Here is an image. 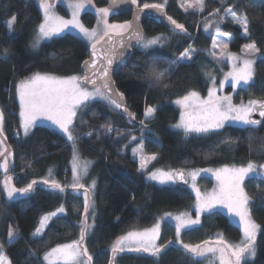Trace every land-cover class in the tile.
<instances>
[{
	"label": "trees",
	"instance_id": "obj_1",
	"mask_svg": "<svg viewBox=\"0 0 264 264\" xmlns=\"http://www.w3.org/2000/svg\"><path fill=\"white\" fill-rule=\"evenodd\" d=\"M94 1L98 6L105 5L100 0ZM187 1L195 5L196 0ZM139 3H164L167 16L183 24L190 36L176 34L172 29L161 26L157 20L143 22L144 35L163 34L167 39L163 46L147 50L133 49L124 67L113 75L118 91L124 94L128 111L135 114L133 121L98 101L90 102L78 112L74 134H81L77 140L81 155L94 160L91 175H95L97 182L95 226L84 241L93 257L92 264H109L112 259L109 245L119 236L135 227L150 225L159 212L182 210L194 200L186 187L147 182L138 170V160L132 150L141 144L139 122L144 120L148 106L159 105L155 119L145 120L147 130L143 133V153L158 157L150 169L187 170L264 161V127L253 130L250 127L226 125L218 135H192L187 138L183 132L171 129V125L179 119V110L170 101L193 90L201 96L207 95L210 85L202 70L212 64L209 58L198 53L191 62L169 68L167 88H149L147 81L142 79L147 71L146 65L154 62L159 67H169L170 61L185 48H209L212 39L202 32L203 22L210 13L217 9L224 12L231 5L238 15L240 10L246 12L249 24L247 35L230 21L222 24V32L233 37L230 50L239 51L245 44L254 43L260 54L254 64L255 83L247 89L237 88L232 94V101L240 103L249 99H264V0H226L223 5L220 0H204V9L200 12L183 10L182 0H139ZM237 3L238 9L235 7ZM13 15L17 19L9 35L6 22ZM129 18V13L112 14L109 20L122 23ZM82 20L90 28L95 24L96 16L86 11L82 14ZM40 22L41 11L37 0H0V54L4 49L11 50L6 60L0 59V107L5 113L3 136L12 152L7 174L0 169V243L12 264H37L29 256V251L42 257L44 252L58 244L77 240L80 232L78 223L84 213L82 195L71 191L67 184L71 173L68 161L71 143L47 126H35L26 137L20 130L15 81L36 71L59 76L82 75L80 67L87 59L90 47L75 34L66 33L63 38L43 42L39 50L30 51L28 41ZM231 90L230 85L225 87L226 92ZM102 125H110L115 130L107 133L101 128ZM88 132H93V135H82ZM14 134L18 135L17 139L13 138ZM153 134L159 138L158 143L154 142ZM249 136L253 137L251 144ZM132 137L137 139L132 140ZM228 140L231 143L226 142ZM51 167L57 182L65 188L64 192L35 185L28 194H17L11 200L7 198L3 189L6 175L12 177V184L16 188H23L32 180L43 181ZM245 187L252 201V215L261 226L257 234V255L250 264H264V181L249 177L245 180ZM62 205L65 213L49 222L41 234L42 238L34 239L32 234L40 217ZM89 223H92L91 218ZM9 225L18 229L20 236L11 246L7 238ZM174 233L173 226L164 223L159 244L174 240ZM218 234L227 241H237L240 230L223 214L210 213L202 216L199 226L184 230L181 240L196 245L203 241L214 242ZM204 261V258L186 256L183 251L173 247L160 257L159 264H204ZM114 264H157V261L149 254L125 252L115 258Z\"/></svg>",
	"mask_w": 264,
	"mask_h": 264
},
{
	"label": "snow or ice",
	"instance_id": "obj_2",
	"mask_svg": "<svg viewBox=\"0 0 264 264\" xmlns=\"http://www.w3.org/2000/svg\"><path fill=\"white\" fill-rule=\"evenodd\" d=\"M91 0H88L90 3ZM116 0H113L115 3ZM131 4L137 5V12L133 21H124L123 23H108L110 8H98L97 13L100 16L98 26L102 22L103 31L97 28L89 29L78 19L81 10L85 8L83 0H69V7L72 10V18L65 19L57 15L53 10V5L47 0H39V7L43 10V19L33 30L30 47L32 50H39L42 42L47 43L56 39L63 38L66 33H73L76 36L85 38L91 42V51L89 59L82 62V75L57 76L47 72H32L27 76L15 81V95L19 102V122L20 128L25 136L37 126L40 121H48L51 125L64 136L67 141L71 142L72 147V162L71 170L73 181L71 188L78 194L84 197V213L78 223L80 229L79 238L69 243L58 244L43 253L42 257L37 256L36 252L29 251V256L34 258L37 264H92L93 257L88 252L84 245L85 237L89 231L95 226V190L97 182L95 179L90 184L86 185L82 181L88 175V169L91 161L82 160L79 154L77 144L78 137L81 135L75 133L74 119L77 116V110L87 107L90 102L97 99L106 102L107 106L113 110H122V114L127 115L130 121L135 119V114L130 113L124 102V94L119 92L115 87V82L111 78L113 71H118L124 67L125 60L123 59L125 52L131 44H128L123 39L126 33L130 32L129 39H134L136 44L143 50L153 48V46H163L162 42L167 39L163 34L147 38L140 30L138 21L140 13L145 9L163 10L164 3H143L140 5L139 0H130ZM223 5L226 0H220ZM184 7V5H181ZM193 7V5H188ZM195 7L199 11L204 9V0H197ZM239 8L237 3L235 6ZM188 8H185L187 11ZM219 10H215L209 14L204 22V29H208L215 23V32L220 33V25L224 22V17H217ZM226 14L230 16L231 21L243 28L245 35L248 33V16L246 12L240 10L239 15L229 5L226 9ZM17 17L13 15L7 22L6 27L9 35L12 34L14 24ZM172 25V31L176 34L190 36L183 24L177 23L172 17H167ZM134 24L136 26L134 27ZM113 35L121 37L117 44L113 40ZM231 39V37H228ZM98 48L101 49L98 52ZM220 49L219 53L216 51ZM197 49L192 47L185 48L178 57L174 58L169 63V67H159L154 62L146 65L147 71L142 79L146 80L149 88L162 87L167 88L169 68L175 67L180 63L191 62L194 59ZM208 54L218 63H222L225 59L232 62L231 71L224 74V78L219 81V88L222 89L226 82L230 83L235 91L238 87L247 89L251 84H254L255 75V53L259 51L255 44L245 45L241 52L242 56L228 51V43L212 38L211 48L207 50ZM102 53V54H101ZM11 55L10 49H4L0 54V59H7ZM55 56V53L52 54ZM131 55V53H129ZM155 58H153L154 60ZM115 66V67H114ZM135 66V65H134ZM211 82V87L208 88L207 98H201L196 91H189L184 96L178 98L175 103L180 105L182 111L180 119L173 127L183 132L187 138L195 135L196 137H210L218 135L226 123L235 122L238 126L244 128H252L256 130L258 127H264V121L253 119L252 113L259 112L260 117H264V100L249 99L247 103L243 101L240 104H233L231 95H218L217 81L210 73H205ZM230 78V79H229ZM148 106L144 112V120H141V144L137 149L133 150V155L139 153V171L143 173L148 165L156 160V154H143V133L147 130L145 120L155 119L157 108ZM5 113L3 107H0V169H3L5 174L9 171L11 150L5 145L4 132ZM101 128L107 133H111L113 129L110 125H102ZM150 131V130H148ZM82 135L91 136L93 132L84 133ZM154 142L158 143L159 138L153 134ZM137 139L132 137V140ZM249 143L253 139L248 137ZM264 139V138H262ZM231 143V140L226 141ZM261 170L257 173V168ZM218 181V189H214L210 193L201 194L196 188V178L201 172H213ZM49 176L52 174V169L48 170ZM264 174V164L257 165L253 161H249L246 166H224L222 168L212 169H195L185 171L181 169H157L148 172L147 180L158 182L159 184H177L183 182L187 184L189 178L192 181V188L196 192L195 211L196 218L192 219L186 213H181L173 216L171 213H165L151 227L143 230H129L124 235L119 236L111 245L112 259L109 264H114L115 258L125 252L136 254H149V256L159 264L160 257L166 252L175 247L183 251L186 256L192 258H207L213 257L210 264H216L218 259L219 264H250L257 255V233L261 230V226L257 224L251 217L250 204L251 198L244 188L246 177L251 175L260 176ZM38 181L32 180L23 188H16L12 184V177L6 175L3 181V189L9 200L14 199L17 194L23 196L30 193ZM43 185L47 186L52 191L64 192L65 188L54 179H44ZM218 207L226 209L228 215L238 218V224L242 228V238L238 243H232L225 240L222 235L217 236L214 242L203 241L201 244H187L181 239L182 230H190L193 226L200 223L201 213H212ZM65 208L60 206L51 213L42 215L38 221V226L35 228L33 238H42L49 222L53 218H59L65 213ZM91 218L92 223H89ZM171 219L175 221V239L169 240L165 244H159L161 238L160 220ZM8 244L11 246L20 238L18 229H14L11 225L7 231ZM0 264H12V261L4 251L3 244H0Z\"/></svg>",
	"mask_w": 264,
	"mask_h": 264
},
{
	"label": "rangeland",
	"instance_id": "obj_3",
	"mask_svg": "<svg viewBox=\"0 0 264 264\" xmlns=\"http://www.w3.org/2000/svg\"><path fill=\"white\" fill-rule=\"evenodd\" d=\"M37 2H38V6H39V0H37ZM47 2H48V0H47ZM83 2L85 3V8L81 10V13H80L78 19L80 20V22H81L82 24H84V22H83V20H82V14H83L84 12H86V11H89V12L94 13L95 16H96V22H95V24H94L92 27H90L89 29L99 27V30L102 32V31H103L102 22H101V24L98 26V20L100 19V16H99V14L97 13L96 9H98V8H106V6H105V5H104V6H98V5L95 3L94 0H91L90 3H88V0H83ZM196 4H197V0L195 1V5H196ZM182 5H184V7L181 6V8H182L183 10H185V8H188V10H194V11L200 12V11L195 7V5H193L192 3H189L187 0H182ZM188 5H193V7H190V8H189ZM39 8H40V7H39ZM53 10H54V12H55L57 15H59V16H61V17H64L65 19H71V18H72V10H71V8L69 7V0H55V1H54V4H53ZM40 11H41V21H42V19H43V10L40 8ZM111 15H112V12L110 11L109 16H108V18H107V19H108V23H110V24H112V23H119V22H110L109 18H110ZM219 16H223V17H224V22H225V21H230V22H232L230 16L226 14V9H225L224 12H219L218 16H217V17H214L213 19H218ZM168 17H169V16H168ZM208 18H209V17H208ZM204 22H206V20H205ZM204 22H203V25H204ZM224 22H223V23H224ZM122 23H123V22H122ZM223 23H222V24H223ZM232 23H233V22H232ZM222 24L220 25V28H221ZM233 24H235V23H233ZM84 25H85V24H84ZM235 25H237V24H235ZM85 26H86V25H85ZM237 26H239V27L243 30V28H242L240 25H237ZM75 31H76V30H73V34H74ZM202 32H204V34L210 35V36H211V39L213 38V36H215L217 39L222 40V41L225 42V43H228V51L231 52V53L237 54L238 56H242V55H243V53L241 52V49H242L245 45H248V44H245V45H244L239 51H233V50H230L229 45H230V42H231L232 39H233L232 35H231V34H226V33L222 32V30L220 31V33H216V32H215V23H214V24L208 29V31H205L204 26H203V27H202ZM243 34H244V32H243ZM158 35H159V34H158ZM33 36H34V33L32 34L31 38L29 39L28 44H27V47H28V49H29L30 51H33V52H34V50H32L31 47H30V44H31V41H32ZM144 36L147 37V38L154 37V36H146V35H144ZM155 36H157V35H155ZM78 37H79V36H78ZM228 37H231V39H229ZM79 38H81V39L84 40L89 46H91V42H89V41L86 40L85 38H82V37H79ZM42 43H43V42H42ZM165 43H166V41L164 40V41L162 42V45H164ZM249 44H250V43H249ZM211 45H212V40H211V44H210L209 48H208V47H205V46H202V47H200V46H190V47H192V48L198 50V51L195 53V55H197V54L199 53V55H203V56L209 58V59L212 61V64H209V66L203 68V70H202V71H203V74H204V76H205V78H206V79L208 80V82H209V85H210L209 87H211L212 85H211V82H210L209 79H208V76L205 75V73H210L213 77L216 78V81H217L216 87L218 88V93H217L218 95H231V96H232V94H233L237 89L234 91L233 88H232V90L229 91V92H226V91H225V87H226L227 85H230V83L226 82L225 85H224V87H223L222 89L219 88V81L222 80V79L224 78V74H226L227 72L231 71V68H232V62H230V61L227 60V59H225L222 63H218L216 60H213V58L208 54V51H207L208 49L211 48ZM157 46H160V45H157ZM153 47H154V46H153ZM136 48L141 49L138 45H137ZM188 48H189V47H188ZM216 51L219 53L220 49H217ZM259 57H260V54H259L258 52H256V53H255V57H254L255 61H256ZM254 64H255V63H254ZM54 75H55V74H54ZM57 76H59V75H57ZM229 79H230V78H229ZM253 79H254V78H253ZM230 86H231V85H230ZM238 88H239V87H238ZM200 96H201V95H200ZM201 98H207V95H206V96H201ZM176 100H177V99H176ZM176 100H172V101H170V102L178 108V110H179V119H180V113H181V111H182V108H181L180 105H177V104L175 103ZM17 101H18V98H17ZM95 101L102 102V103L106 104V102L101 101V100H99V99H97V100H95ZM95 101H93V102H95ZM232 102H233V101H232ZM240 103H241V102H240ZM240 103H234V102H233V104H237V105L240 104ZM244 103H247V101H245ZM18 105H19V102H18ZM106 105H107V104H106ZM79 110H80V109L77 110V115H78ZM76 117H77V116H76ZM143 119H145V118H143ZM179 119L177 120L176 123H174V124L171 125V129H173V130H177V131H180V130L175 129V128L173 127L175 124L178 123ZM75 120H76V118L74 119V122H73V123H75ZM226 125H231V126L241 127V126H238L235 122H228V123H226ZM226 125H225V126H226ZM37 126H47V127L51 128V129H54V130L57 131V132H58L63 138L66 139V136L62 135V134H61V133L55 128V126L51 125V123L48 122V121H46V120L38 122ZM20 130H21L22 135H23L24 137H26V136L24 135V133H23V130H22L21 128H20ZM66 140H67V139H66ZM69 143H71V142H69ZM138 147H139V146H136L135 148H133V150H134V149H137ZM133 150H132V153H133ZM79 154H80V157H81L82 160L91 161V164H90L89 169H88V175H87V177L82 181L83 183H85L86 185H88V184L91 183V181H92L93 179L96 180L95 175H91L92 167H93V165H94V160L91 159V158L83 157V156L81 155L80 152H79ZM143 154L146 155V156H147V155H151V154H145V153H143ZM135 157H136V159L138 160V168H139V153H137V155H135ZM68 161H69V168H70V172H71V173H70V178H69V181L67 182V184H68V187L71 188V184H72V181H73L72 170H71V162H72V147H71L70 152H69V160H68ZM152 162H153V161H152ZM152 162L148 165V168L142 173V174H143V178H144V180L147 181V182H151V183L157 184V185H161V186H170V185H173V184H159L158 182L147 180V174H148V172H151V171H155V170H157V169H150V166H151ZM254 163H256V162H254ZM246 164H247V163H246ZM246 164H241V165H214V166H208V167H203V168L187 169L186 171L195 170V169H212V170H216V169L222 168V167H224V166H230V167H231V166H235V167H239V166H242V165H245V166H246ZM256 164H257L258 166H259V165H262V164H264V161H262V162H260V163H256ZM51 169H52V174H51V176H49V172H48V174L45 176L44 179H54V180L57 179L56 176L53 175V167H51ZM2 171H3V169H2ZM260 171H261V170H260L259 167H258V168H257V173H260ZM250 177H256V178H259L260 180H263V181H264V174H262V175H260V176L251 175ZM247 178H249V177H246L245 180H246ZM201 179H202V180H201ZM56 181H57V180H56ZM195 184H196V188H198V189L200 190L201 194H204V193H210V192H212L214 189H218V187H219V184H218V181H217L216 176H215V174H214V171H213V172H201L200 175L197 176L196 181H195ZM208 184H209V185H208ZM191 185H192V181H191V179L189 178V183H188V185H187L186 188H187V189L193 194V197H194V200H193V202L191 203V205H189L188 207H186V208H184V209H182V210H176V211H162V212H159V213L156 214V216H155V220H154L150 225H148V226H138V227H135V228H133V229H131V230H138V231H139V230H143V229H146V228H151V227L157 222V220H158L161 216H163V214H165V213H171L173 216H176V215L181 214V213H186V214H187L188 216H190L192 219H195V218H196V215H197V213H196V211H195L196 192L193 190V188H192ZM244 188H245V191L247 192L246 187H245V182H244ZM247 194H248V193H247ZM249 207H250V206H249ZM250 211H251V207H250ZM212 213H220V214H223L224 216L227 217V219L229 220V222H231L232 224L236 225V226L239 228V230H240V237H239V239H238L237 241H229V242H232V243H238V242H240V240H241V238H242V228L240 227V225H239L238 222H237V221H238V218L231 217L230 215L227 214L226 209H223V208H221V207H218V208H217L216 210H214ZM205 214H210V213H201V214H200V223H201V218H202V216L205 215ZM251 217H252V219L256 222L255 218H254L253 215H252V212H251ZM164 223H169L170 225L173 226V228H174V230H175V221H174V220H171V219H164V220H160V224H161V232H162V227H163V224H164ZM200 223H199L198 225H196V226H193L192 228L199 226ZM256 223H257V222H256ZM257 224H258V223H257ZM11 226L14 228L13 225H11ZM14 229H15V228H14ZM183 231H184V230H182L181 234L183 233ZM258 232H259V231H258ZM257 234H258V233H257ZM123 235H124V234H123ZM116 239H117V238H116ZM116 239H115V240H116ZM174 239H175V233H174ZM180 239H181V236H180ZM115 240H114V241H115ZM114 241H113V242H114ZM113 242H112V243H113ZM112 243L109 245V250H110V251H111V245H112ZM158 243H159V241H158ZM0 244H1V243H0ZM212 259H213V257L208 256L207 258H204L205 261H204L203 263H204V264H210V261H211ZM216 264H219L218 259L216 260Z\"/></svg>",
	"mask_w": 264,
	"mask_h": 264
},
{
	"label": "water",
	"instance_id": "obj_4",
	"mask_svg": "<svg viewBox=\"0 0 264 264\" xmlns=\"http://www.w3.org/2000/svg\"><path fill=\"white\" fill-rule=\"evenodd\" d=\"M54 1L55 0H48V2L51 3L52 5L54 4ZM100 1L105 4L106 8H110V11L112 12V14L129 13L130 18H129L128 21H133L134 20V16H135V14L137 12V5L131 4L130 0H116L115 3H113V0H100ZM167 17L168 16H167L164 8H163V10H160V11H158L156 9H145L144 12L140 13V19H139V21L137 23L139 25L140 30L143 32V34H144L143 22L146 21V20H148V19L157 20V22L161 26H163V27H165L167 29H172V25L168 21ZM135 26H136V24H134V27ZM129 37H130V32L129 33H126L124 35V37H123V39L125 40L126 43L132 45L131 47H128L127 48V50L125 52V55L123 57L124 60H126L129 57V53H131L132 50L137 47L136 41L134 39H129ZM113 40L118 44L119 41L121 40V37L113 35ZM90 51H91V46L89 47V50H88V57H87V59H89V57H90ZM100 51H101V49L98 48V52H100ZM80 70H81V67H80ZM81 73H82V71H81ZM114 73H115V71H113L111 73L112 80H113ZM114 87L117 89V87H116L115 84H114ZM261 100H264V99H261ZM124 102H125V104L127 106V103H126L125 98H124ZM118 111L120 113H122V110H118ZM252 118L253 119H259V120L264 121V117H260L258 111L252 113ZM5 145L11 150V147H10L9 143L6 140H5ZM0 160H2V158H0ZM177 169L185 170V169H182V168H177ZM188 183L185 184L183 182H179L176 185H178L180 187H187ZM37 185H43L42 181H39L37 183ZM43 186H45V185H43ZM70 190L71 191H74L72 188H70ZM82 197H83V195H82ZM83 199H84V197H83Z\"/></svg>",
	"mask_w": 264,
	"mask_h": 264
},
{
	"label": "built area",
	"instance_id": "obj_5",
	"mask_svg": "<svg viewBox=\"0 0 264 264\" xmlns=\"http://www.w3.org/2000/svg\"><path fill=\"white\" fill-rule=\"evenodd\" d=\"M13 138H14V139H17V138H18V135L14 134V135H13Z\"/></svg>",
	"mask_w": 264,
	"mask_h": 264
}]
</instances>
